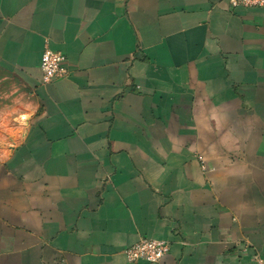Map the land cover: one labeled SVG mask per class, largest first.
Returning <instances> with one entry per match:
<instances>
[{"label": "crops", "instance_id": "0c3cea01", "mask_svg": "<svg viewBox=\"0 0 264 264\" xmlns=\"http://www.w3.org/2000/svg\"><path fill=\"white\" fill-rule=\"evenodd\" d=\"M0 73L35 102L0 136V264L264 260V9L0 0Z\"/></svg>", "mask_w": 264, "mask_h": 264}, {"label": "built area", "instance_id": "2783aa9c", "mask_svg": "<svg viewBox=\"0 0 264 264\" xmlns=\"http://www.w3.org/2000/svg\"><path fill=\"white\" fill-rule=\"evenodd\" d=\"M232 10L243 9H264V0H228ZM65 57L59 52L51 51L48 48L43 50L40 71L41 82L49 84L67 76V70L62 66ZM169 244L164 241L141 238L135 244L125 248L123 254L129 263H136L144 260L148 263L158 264L169 252ZM252 264H264V260L254 258Z\"/></svg>", "mask_w": 264, "mask_h": 264}, {"label": "rangeland", "instance_id": "374dc122", "mask_svg": "<svg viewBox=\"0 0 264 264\" xmlns=\"http://www.w3.org/2000/svg\"><path fill=\"white\" fill-rule=\"evenodd\" d=\"M35 102L28 88L15 76L0 73V136L13 135V129L33 112Z\"/></svg>", "mask_w": 264, "mask_h": 264}]
</instances>
